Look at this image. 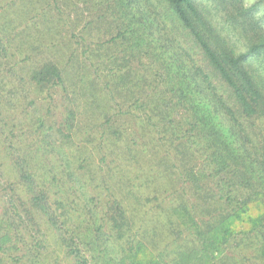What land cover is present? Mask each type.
Here are the masks:
<instances>
[{"label":"trees","instance_id":"16d2710c","mask_svg":"<svg viewBox=\"0 0 264 264\" xmlns=\"http://www.w3.org/2000/svg\"><path fill=\"white\" fill-rule=\"evenodd\" d=\"M246 2L0 0L3 105L38 114L29 145L0 104V264H264V0Z\"/></svg>","mask_w":264,"mask_h":264},{"label":"rangeland","instance_id":"374dc122","mask_svg":"<svg viewBox=\"0 0 264 264\" xmlns=\"http://www.w3.org/2000/svg\"><path fill=\"white\" fill-rule=\"evenodd\" d=\"M255 1L256 0H247L246 4H249L250 5V4L254 3ZM14 43H15V45H14L15 48L21 46V41L19 39H17V42H14ZM14 49H13L12 53H15V55H16L15 60H18L19 62H22V60H21L22 59V56H20L18 54V52L16 50H14ZM26 71H27V69H26ZM22 75L24 76V78H26V75L27 74L26 73H22ZM23 76H19V77H23ZM19 84L20 85H23V81H18V82L17 81H14V85L19 86ZM5 89L6 90H4V93L0 91V104H1L2 108L4 107L3 102L6 101V99H8V95L7 94H8L9 91L7 90V88H5ZM17 97H18V100H15L14 106L12 108H10V110H8V111H6V107H4L5 109L3 111H5V113L7 114V117L9 116L8 121H11L12 125H19V126L23 127V129L22 128L20 129L23 132H20V130H19V132L17 133V135H20V134L26 135V137L28 139H26L25 141L29 145H31V144L34 143V141H35L36 138L34 136H30L29 133H32V130L27 129L25 127H29V124L31 122H28V120L30 118H36L38 116V114H37V108L30 103V101H32V99L31 98H27V94L26 95H23L22 92H21V94L18 93ZM58 110H60V112H62L63 111V107H61L59 105ZM45 112H46V110H45ZM41 115H43V114H41ZM64 118H65V114L59 115L58 117H56V120L57 121H60V119H64ZM20 123H22V124H20ZM23 124L25 126H23ZM32 135H33V133H32ZM14 141L18 142V140H14ZM0 142H1V139H0ZM58 144H61V142L58 141ZM79 144H80V140L76 138L74 140V143L71 144V146H73V145H79ZM68 145H70V144H68ZM56 153L58 154V149H57V152ZM3 159H5L4 158V151H3L2 146H0V160L3 163H6ZM7 169L10 171L11 170V167L9 168L7 166ZM11 175H13V174H11ZM14 178H15V176L12 177L13 180H14ZM260 213H261V208L258 205L252 206L251 207V210L249 212V214L250 215H253V216L259 215ZM248 225H249L248 224V220H245L244 222H240V223L237 222L233 226V229L236 232L237 231H241V230H244V229L248 228ZM44 228H45V230L47 232V235H48V239L50 241V244L53 247H55V245H56V233H55V231L52 229L51 226H45ZM59 256L62 257L63 256L62 253H60ZM148 257H149L148 255L145 256V258H148ZM62 264H73V262L72 261H68V260H64V261H62Z\"/></svg>","mask_w":264,"mask_h":264}]
</instances>
